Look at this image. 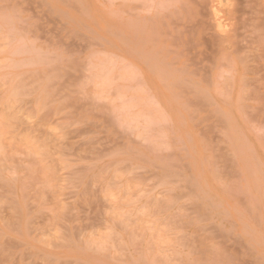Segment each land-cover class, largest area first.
<instances>
[{"label":"rangeland","instance_id":"374dc122","mask_svg":"<svg viewBox=\"0 0 264 264\" xmlns=\"http://www.w3.org/2000/svg\"><path fill=\"white\" fill-rule=\"evenodd\" d=\"M0 264H264V0H0Z\"/></svg>","mask_w":264,"mask_h":264},{"label":"bare ground","instance_id":"6f19581e","mask_svg":"<svg viewBox=\"0 0 264 264\" xmlns=\"http://www.w3.org/2000/svg\"><path fill=\"white\" fill-rule=\"evenodd\" d=\"M215 11H216V10H215ZM215 11H214V14L217 15V14L215 13Z\"/></svg>","mask_w":264,"mask_h":264}]
</instances>
